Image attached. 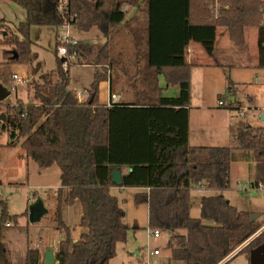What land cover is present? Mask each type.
Returning <instances> with one entry per match:
<instances>
[{
  "label": "trees",
  "instance_id": "16d2710c",
  "mask_svg": "<svg viewBox=\"0 0 264 264\" xmlns=\"http://www.w3.org/2000/svg\"><path fill=\"white\" fill-rule=\"evenodd\" d=\"M10 1L24 7L26 19L7 29L0 40L10 46L3 53L8 62H33V26L70 23L80 31L96 27L108 36L111 26L124 23L131 29L138 60L145 61L144 74L138 79L133 76V87L137 81H157L158 76L167 86L179 87L178 95L161 96L158 102L152 101L148 91L135 89L143 97L102 104L100 83L109 79L112 92L115 87L108 75L115 62L109 43L94 54L92 44L63 43L58 37L56 68L31 83L33 100L5 105L2 129L11 128L12 138L6 145L21 140L27 158L42 168L57 165L61 171L54 218L63 237L55 249L56 264H110L118 243L127 241L130 226L119 198L111 192L116 186L112 173L123 167L130 171L123 176L121 187L147 189L136 194L135 202L148 205L149 227L183 231L171 234L168 241L174 261L220 264L264 225V221H251L249 212L220 193L230 187L231 165L236 161H254L252 183L264 188V126L246 127L238 134L235 147L191 146L192 65L183 60L191 38L212 40L213 30L223 27L236 46L244 47L246 30L257 28L259 65L264 68V0H49L48 10L43 6L45 0ZM142 1L145 26L135 31L131 23L136 17L126 19L123 6L134 7ZM61 44L80 63L94 55L95 72L86 99L80 100L70 88L73 64L64 68V57L57 54ZM205 44L210 51L212 43ZM240 107L234 103L229 108ZM198 184L213 194L201 197L200 216L193 217L190 191ZM75 203L81 208L79 226L85 229L76 240L63 218L64 207ZM1 207L3 222H17L18 215L8 214L6 201H1ZM5 228L0 226V264H15L3 241ZM262 243L264 231L241 251L250 254ZM22 263L44 264L39 248H28Z\"/></svg>",
  "mask_w": 264,
  "mask_h": 264
},
{
  "label": "rangeland",
  "instance_id": "374dc122",
  "mask_svg": "<svg viewBox=\"0 0 264 264\" xmlns=\"http://www.w3.org/2000/svg\"><path fill=\"white\" fill-rule=\"evenodd\" d=\"M43 6L46 10L51 7L50 1L45 0ZM123 8L126 11L131 12V8L128 5H124ZM138 15L140 18L144 17V12L139 10ZM132 26L134 25L135 31L138 27H143L142 20L137 21V16L134 14L130 18H134ZM26 19V11L23 6L18 5L12 1L0 2V40L5 37L7 29H11ZM2 20L6 21L5 23ZM135 22V23H134ZM38 27H44L41 31L35 30ZM50 27V28H48ZM114 28L117 26H111L109 29L110 34L113 33ZM133 28V27H132ZM55 26H33L31 29V38L34 41L32 44V50L35 52V59L30 64H18L11 63L4 57V49H10L5 43L0 42V83L7 88L10 94L3 100V104L0 105V116L4 114L6 104L11 106L16 105L19 100L26 102L28 98L32 100V92L28 91L31 83L36 79L33 75V67L35 66L45 71H51L56 68V56L54 53L55 39L53 32H55ZM69 33L72 32L73 36H77L79 39L86 40V42L93 43L95 45L103 44L106 36L103 35L97 28L90 31H80L74 25L69 26ZM67 29L57 27L56 33L66 32ZM75 33V34H74ZM131 33V29L127 25L121 27L112 38H110L111 54L114 58V64L112 68L120 69L122 64L120 60L124 61V65L133 78L138 72L136 70V50L134 46V37ZM58 38V37H57ZM89 40V41H87ZM80 44V43H79ZM122 53V54H120ZM125 56L126 59L122 58ZM61 57V56H60ZM83 61L84 63L90 60ZM93 60V59H92ZM91 60V61H92ZM78 57L71 62L64 63V68L70 67V87L75 90H84L91 82V74L95 71V67L80 66ZM135 62L136 64L133 65ZM78 63V64H77ZM133 65V66H131ZM125 69V68H123ZM31 70V71H30ZM264 70V68H261ZM30 72V74H29ZM33 73V74H32ZM13 74H17L19 79H15ZM118 75V72H116ZM162 77V76H161ZM164 83L165 79L162 77ZM117 82V80H116ZM28 89V90H27ZM177 87H171L172 92L177 91ZM118 94V93H117ZM172 94V93H171ZM22 98V99H21ZM243 99V98H242ZM2 102V101H1ZM229 101H226V106ZM234 104V103H233ZM225 106V107H226ZM238 116L239 110L231 109ZM194 113V119H199V108ZM247 109H245L246 114ZM249 113V112H248ZM244 114V115H245ZM242 116V115H241ZM0 122L2 120L0 119ZM12 141L9 129H2L0 125V198L7 203V211L9 215H18L17 222H13L11 227H6L3 231V241L11 252L12 260L15 264H23V256L28 248H35L36 245L40 246V250L45 252L47 247H53L56 249L59 240L63 237L61 229H59L56 219L54 218V211L56 206L55 198L58 194L55 192L60 187V169L57 165H53L51 168H42L33 161L31 158H24L21 153L22 147L18 143L14 146H7L8 142ZM228 146V145H227ZM231 146V145H229ZM28 159V164L26 162ZM231 168V186L224 191H221L228 201L241 209L245 206H249L254 211L250 214H259L264 212V188L261 187L258 190L252 189L250 192L240 191L238 183L247 185L249 183L248 171L246 164L240 161L232 163ZM41 171L46 174H39ZM204 184V183H203ZM126 193H130L134 190H125ZM206 191V190H203ZM197 185L192 186L191 195V216H200V200L204 194H213L211 190L203 192ZM55 192V193H53ZM33 193L36 195L33 196ZM127 199L123 203L126 212V220L134 226L138 223L140 227L130 228L126 242L118 243L117 253L114 258L110 260V264H126L127 250L140 248L145 251L149 245L153 248L158 247L162 251V256L155 264H185L184 262L174 261L170 257L168 240L170 234L168 231L160 230L161 235L159 239H152L149 237V232L152 230L148 225V211L146 205L135 203L133 197L126 195ZM41 199L44 203L47 213L38 222H31L29 218V208L37 200ZM249 209V210H252ZM63 218L72 228V235L75 238H79L81 233L85 231L79 226L80 222V205L75 203L72 206H66L63 210ZM256 220H260V224L264 221V215L259 216ZM210 223V222H206ZM45 228H50L45 229ZM262 225L257 232H255L250 238L251 243L264 229ZM177 232V231H176ZM151 243V244H150ZM248 243V244H249ZM133 252V251H132Z\"/></svg>",
  "mask_w": 264,
  "mask_h": 264
},
{
  "label": "crops",
  "instance_id": "0c3cea01",
  "mask_svg": "<svg viewBox=\"0 0 264 264\" xmlns=\"http://www.w3.org/2000/svg\"><path fill=\"white\" fill-rule=\"evenodd\" d=\"M0 2H7V0H0ZM130 10L131 12L129 10L126 11V19H130V17L135 14L137 16V21L142 20L143 26H145L146 12L144 10L143 1L140 2L138 5L132 7ZM139 10L144 12L143 18L142 17L140 18V15H138ZM24 21H21V22H24ZM2 22L5 23L6 21L2 20ZM69 26H73V25L71 24ZM74 26L76 27V25ZM116 26L117 28H114L113 33L110 34L109 32V35L106 36V39L108 40L100 45H95L93 43L86 42V40L79 39L77 36L76 37L73 36L72 32L69 33V30H68L69 27L67 28L66 32H68L70 36L73 39L77 40L78 43L80 44L88 43V44H92L93 46H95L96 51L94 52V54H96L97 50L101 48L104 44L109 43L110 45V40H111L110 38H112L113 35H115V33L121 29V27H125L124 23L118 24ZM43 28L44 27H38L35 30L41 31ZM94 28H92L91 30H93ZM56 30H57V27L55 29V32H53L55 42H56L57 37L60 38V36L65 33V32L56 33ZM212 35H213L212 40L204 39L202 41V40H197L195 38H191L186 46L185 53L183 55V60L185 61V63L192 65V68H191V105H190V120H189V144L191 146H200V145H205V146H213V145H218V146L226 145L227 146L228 145L229 146L231 145L235 147L238 145V139H237L238 134L242 130H244L246 127L264 126V70H261V67L259 65L258 29L249 28L246 30V45L244 47L236 46L230 40L228 31L223 27H218L214 29ZM207 42L212 43L210 51L208 50V47L205 44ZM93 58H94V55L91 56L90 60H88L87 62L83 64H79V65L86 66V67H91V66L94 67V65L91 63V60ZM122 58L126 59L125 56H123ZM118 60L121 61L120 64H122V68L120 69L113 68L111 70H108V75L110 77H113L115 81V87L113 89V92L111 90V84H110L109 79L101 82L100 87H99L100 88L99 90L100 103L109 105V99L111 97V93H115V94L118 93L121 96L120 101L121 100L134 101L136 100V98L143 97L141 96V94L137 95L136 90L137 91L138 90L148 91L150 93L149 94L150 98H152V101H155V102H158L157 99H159V97L161 96L178 95L179 87L178 86H167L164 83L161 76H158L157 81L154 78H153L154 80L153 79L148 80V81L144 80L143 82L137 81L136 83L137 88L133 87V80L135 79L132 78L130 74V70L126 68L129 65L128 66L126 65L125 67L124 61L121 58ZM136 60H137V64L135 62L134 63L132 62V63L133 65L136 64L137 67H139V68H136L138 73L135 75V78L138 79L140 73L144 74L143 69H144L145 61L138 60L137 54H136ZM32 70L34 72V74L33 73L32 74L36 77L37 80L43 73L49 72V71H45L44 69H41L38 67L35 68V66L33 67ZM94 72L91 74L92 80H93ZM116 72H118V75L116 74ZM69 78H70V73H69ZM91 82H89L88 86L90 85ZM87 87H85L84 90L82 89V91L75 90L74 88H71V87L70 88L77 93L80 100H83V99H86L87 97V93H86ZM171 87H174V88L177 87L178 89L177 91L172 92L170 90ZM29 94H31L30 90L28 91V97H29ZM32 100H33V97H32ZM32 100L28 98L26 102L32 101ZM220 100H224L225 102L229 101L228 104L230 103L231 105L233 103H238V105H241V107L247 109L249 113L246 112L245 115L238 116L237 113L231 110V108L227 106L226 107L219 106ZM197 108H199L202 111H199L200 112V115L198 117L199 119L195 120L194 113L197 112L196 111ZM0 125H1V122H0ZM9 130H11V128H9ZM18 144L21 145V140L18 142ZM22 153H23L24 158H27L24 154V150L21 151L20 154ZM26 162L28 164L29 162L28 159H26ZM240 162L245 163L247 165L246 169L248 171V176H249L248 181L252 182L254 179L253 168H254L255 162L251 160L250 161H240ZM232 165H231V168H232ZM52 166H50L49 168H51ZM119 170L122 172V176H124L128 171H130V168L123 167ZM38 173L46 174L41 171H38ZM60 174H61V171H60ZM230 178H231V170H230ZM60 184H61V180H60ZM230 186H231V182H230ZM125 190H134V191H131L130 193H126ZM146 190L147 189H143V188L121 187L119 185L111 187V192L119 198L120 204L123 209H124L123 203L127 199L126 195H128L129 197H133L135 201L136 194L142 191H146ZM206 191H203V192H206ZM55 192L59 194L57 190ZM65 194H66V191L63 190L61 192V195H63L64 197ZM35 195L36 194L33 193V196ZM57 199H58V196H57ZM57 199L55 198L56 203L58 201ZM0 200L3 201L1 198ZM143 205H146L147 207L148 222H149V207L147 204H143ZM56 206H54L55 209H56ZM249 209H252V208H250L249 206L247 207L245 206V209L241 208V210L247 211L249 213L254 211L253 209L252 210H249ZM124 212H125V209H124ZM126 215L127 214L125 212L124 219L126 223L130 226V228L140 227L138 223H135L134 226H131L126 220ZM259 215L261 217L262 215H264V212L259 213ZM80 216H81V208H80ZM10 223L11 225L6 226V227H11L13 222H10ZM45 229L50 230V228H45ZM168 232L171 235V234H174L177 232H183V231H177V232L168 231ZM159 238H152V239H159ZM74 239L76 240L77 238L74 237ZM249 240L250 239L248 238L243 243H241V246L238 248V250H236V252H234L233 254H231L232 253L231 252L220 264H224L226 262L228 264H250V254L243 253L241 251L243 248H245L248 245ZM35 248H40V246L36 245ZM153 249H159V248L156 246L152 248L149 245V248L147 247L146 249H144L145 251H143L141 247L136 248L134 250L133 249L127 250L126 264H146L150 260L154 264L157 263V261L161 259L162 251L159 249L160 253L158 255L150 256L148 252L149 250H153ZM169 253H170V250H169ZM41 254H42V260L44 261V254L42 251H41Z\"/></svg>",
  "mask_w": 264,
  "mask_h": 264
},
{
  "label": "water",
  "instance_id": "95a60500",
  "mask_svg": "<svg viewBox=\"0 0 264 264\" xmlns=\"http://www.w3.org/2000/svg\"><path fill=\"white\" fill-rule=\"evenodd\" d=\"M65 60V59H64ZM9 95V91L0 83V101ZM2 121L5 120V114L0 116ZM113 181L116 185L123 183L122 172L119 169H115L112 173ZM47 212L44 203L41 199L37 200L29 208V218L31 222H38L42 216ZM260 215L251 214L250 220L254 221ZM264 229V228H262ZM264 263V243L251 249L250 251V264H263ZM44 264H56L55 249L53 247H47L44 253Z\"/></svg>",
  "mask_w": 264,
  "mask_h": 264
},
{
  "label": "built area",
  "instance_id": "2783aa9c",
  "mask_svg": "<svg viewBox=\"0 0 264 264\" xmlns=\"http://www.w3.org/2000/svg\"><path fill=\"white\" fill-rule=\"evenodd\" d=\"M262 23L264 24V8H262ZM69 25H71L70 23H66L61 25L60 27H62V29H67L69 27ZM60 39L63 43H68V44H73L76 45L78 44V41L73 39L70 34L68 32H65L63 35L60 36ZM57 54L61 57H64L65 61L64 63L67 62H71L73 59H75V53L69 54L67 51V47L65 44H61L58 49H57ZM13 77L15 79H19L17 74H14ZM121 98V96L119 94H112L110 99H109V105H111L114 102L119 101ZM219 106H226V102L224 100H220L219 101ZM231 105H229L230 107ZM239 114L240 115H244L245 114V108L240 107L239 109ZM198 187H200L202 190H206V187L204 185H197ZM238 187L240 191H245V192H250L252 189L258 190L260 189L262 186L260 185L259 187H256L252 182L247 183V185H242L241 183H238ZM1 225H5V226H10L11 223L9 221L3 222L2 220V207H1V200H0V226ZM161 235V232L159 229H152L149 232V237L151 238H159ZM250 239V238H249ZM241 246V244L239 246H237L234 251L231 253L233 254L234 252H236V250H238V248ZM149 255H158L160 253L159 249H153V250H149ZM146 264H154L151 260L148 261Z\"/></svg>",
  "mask_w": 264,
  "mask_h": 264
}]
</instances>
